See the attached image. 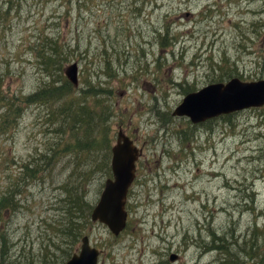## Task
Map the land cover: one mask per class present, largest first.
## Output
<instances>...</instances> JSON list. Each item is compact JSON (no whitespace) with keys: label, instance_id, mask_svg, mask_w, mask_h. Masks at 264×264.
<instances>
[{"label":"rangeland","instance_id":"1","mask_svg":"<svg viewBox=\"0 0 264 264\" xmlns=\"http://www.w3.org/2000/svg\"><path fill=\"white\" fill-rule=\"evenodd\" d=\"M72 62L74 100L99 98L86 99L90 118L67 95L29 97L62 85ZM232 77L264 78V0H0V202L18 199L0 204V264L79 251L68 193L96 203L120 129L142 153L123 230L84 228L97 264H264V106L199 123L172 114ZM98 117L100 143L66 125Z\"/></svg>","mask_w":264,"mask_h":264},{"label":"water","instance_id":"2","mask_svg":"<svg viewBox=\"0 0 264 264\" xmlns=\"http://www.w3.org/2000/svg\"><path fill=\"white\" fill-rule=\"evenodd\" d=\"M63 72L74 87L78 86L76 62L66 65ZM261 106H264V78L244 81L232 77L226 82H212L186 93L172 114L187 116L192 123H199L221 114ZM110 151L111 177L104 180L90 217L93 222L105 224L110 232L117 236L126 225L127 193L135 178V164L142 153V147H138L120 129ZM99 254L100 250L90 244L88 235H84L79 251L73 253L64 264H97ZM171 257V260H174V254Z\"/></svg>","mask_w":264,"mask_h":264},{"label":"trees","instance_id":"3","mask_svg":"<svg viewBox=\"0 0 264 264\" xmlns=\"http://www.w3.org/2000/svg\"><path fill=\"white\" fill-rule=\"evenodd\" d=\"M56 55V54H54ZM74 88V86L72 85V83H70L68 80H64L63 84L60 86H53V88H49V87H44L42 89H40L39 91L35 92L34 94L30 95L29 97L32 98H41V97H60V96H64L67 95L71 98V100L75 99V96L71 95V90ZM91 89V88H90ZM88 91H85V89H80L79 93H86ZM98 92V91H97ZM49 93V94H48ZM47 94L49 96H47ZM100 94V93H98ZM91 101H97L99 100V98H97V93L94 94H90L88 96ZM86 96L82 97V99H80V97H77L76 101L74 100V105L76 107V111L77 112H82L84 117H91L92 112L95 111L96 107L94 103H90L87 104L86 99L88 98ZM97 98V99H96ZM100 102V101H99ZM90 110L92 112H90ZM103 113V110H102ZM98 115V114H97ZM99 118V117H98ZM99 123H96L97 126H93L94 129L92 127H90V123H88L87 121H82L79 120L75 123H71V122H66V125L70 127L72 131V133H77L75 132L74 129H84V132H87L90 128L92 129V133L93 132H97V134L95 136H93V140H95V142H101L104 141L105 137H104V132H102V127H104V123H102L101 118L98 119ZM81 124V125H80ZM84 126V127H83ZM92 133H90V136L93 135ZM96 143H93L94 145ZM78 146V145H76ZM108 152H107V160H106V166L107 169H110V149L111 146L108 145ZM25 168H27V166H25ZM111 174V172H110ZM110 176V175H109ZM72 193V195L70 194ZM69 196H72V201H74L76 203L77 208H75L76 210L75 215H72V210L71 209H67V212L71 214L70 216V220L67 223L66 227H67V235L70 239H74L75 241H78L79 238L81 239L82 236L84 235L85 229L87 226H89L90 222H91V210H92V205L87 202L82 194V192L79 190V188H73L70 190V192L68 193ZM5 201V204H7V201L11 202V205L14 206V208L17 205L18 199L16 198V200L13 199V196H7L6 198H4V200H2L0 202V204L2 202ZM72 203H68V205L71 206ZM75 206V207H76ZM83 226V228H82ZM72 241V240H70ZM70 245V244H69ZM71 247V246H70ZM68 253V252H67ZM68 256V255H67ZM50 264V261H48L47 263L43 262L41 264ZM248 261H244L242 262V264H248ZM259 263V262H258Z\"/></svg>","mask_w":264,"mask_h":264},{"label":"flooded vegetation","instance_id":"4","mask_svg":"<svg viewBox=\"0 0 264 264\" xmlns=\"http://www.w3.org/2000/svg\"><path fill=\"white\" fill-rule=\"evenodd\" d=\"M171 256H172V254L170 255V259L172 258ZM176 258H177V255L174 254V259H176Z\"/></svg>","mask_w":264,"mask_h":264}]
</instances>
